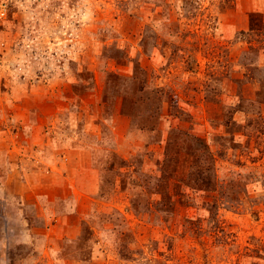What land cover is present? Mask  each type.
Masks as SVG:
<instances>
[{
    "label": "rangeland",
    "instance_id": "374dc122",
    "mask_svg": "<svg viewBox=\"0 0 264 264\" xmlns=\"http://www.w3.org/2000/svg\"><path fill=\"white\" fill-rule=\"evenodd\" d=\"M0 9V264H264V0Z\"/></svg>",
    "mask_w": 264,
    "mask_h": 264
},
{
    "label": "built area",
    "instance_id": "2783aa9c",
    "mask_svg": "<svg viewBox=\"0 0 264 264\" xmlns=\"http://www.w3.org/2000/svg\"><path fill=\"white\" fill-rule=\"evenodd\" d=\"M6 13V11L5 10H3V9H0V14L1 15H4Z\"/></svg>",
    "mask_w": 264,
    "mask_h": 264
}]
</instances>
